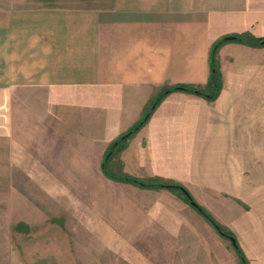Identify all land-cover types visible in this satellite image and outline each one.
<instances>
[{"label": "crops", "instance_id": "obj_1", "mask_svg": "<svg viewBox=\"0 0 264 264\" xmlns=\"http://www.w3.org/2000/svg\"><path fill=\"white\" fill-rule=\"evenodd\" d=\"M96 1L0 14V152L10 161L21 147L14 140L17 102L36 112L27 99L40 97L41 115L25 127L29 137L34 125L44 130V177L102 175L108 144L162 88L205 85L218 37H264V0ZM217 52L218 95L166 93L119 158L130 174L181 182L218 221L228 205L250 232L259 204L241 211L235 196L264 193V45L227 41ZM114 181L139 196L135 202L116 190L115 201L107 193L106 223L127 225L140 258L175 256L171 241L181 234L196 245L185 250L195 264H236L224 239L171 189Z\"/></svg>", "mask_w": 264, "mask_h": 264}, {"label": "rangeland", "instance_id": "obj_2", "mask_svg": "<svg viewBox=\"0 0 264 264\" xmlns=\"http://www.w3.org/2000/svg\"><path fill=\"white\" fill-rule=\"evenodd\" d=\"M96 2V0H0V14L8 10L44 4L85 6ZM217 54L218 52L216 57ZM27 101L37 109L36 112L24 108V103L20 107V102H17L14 112L17 126L14 140L21 147L13 152V160L10 161L7 153L0 152V264H143V262L149 264L152 259L154 263L151 264H195L193 261L195 258H185V250L188 251L191 245L194 246V242L184 235L180 234L175 241H171L172 249L174 248L172 253H175V256L140 258L139 254L142 251L135 237L132 236V239L126 235L127 225L112 226L111 223H106L112 212L106 206L107 193L110 198L112 191L117 201L115 191L125 190L129 198L136 202L139 195L133 189L117 188L115 181L103 174H98L95 178L44 177V130L34 125V130H30L33 135L29 137L25 127L26 121L36 122L37 117L41 115V99L29 97ZM137 136L136 130L125 140L121 150L109 160L111 168L118 169L121 165L122 171L128 173L122 166L119 153L131 142H136ZM28 140L30 145L25 151L23 144ZM128 169L135 168L128 164ZM130 175L136 176L132 173ZM174 182L181 184L178 181ZM92 184L97 187L93 193L89 191ZM172 191L182 198L178 191ZM236 196V203L239 205L236 208L241 211H255L252 206L259 204L256 224L252 225L250 232L247 227L243 231L240 224L242 220L234 216L233 212V217L229 216L228 205L219 210V214L222 215L219 221L228 222L230 228L226 227L233 232L248 264H264V193ZM194 199L198 202L197 197ZM92 220L93 224H90ZM246 220L253 224L255 216L246 215ZM209 226L212 227L210 224ZM220 238L224 239L226 248L232 250L236 264H240L229 238L223 236ZM149 259L151 260L147 262Z\"/></svg>", "mask_w": 264, "mask_h": 264}, {"label": "trees", "instance_id": "obj_3", "mask_svg": "<svg viewBox=\"0 0 264 264\" xmlns=\"http://www.w3.org/2000/svg\"><path fill=\"white\" fill-rule=\"evenodd\" d=\"M262 40H264V37L254 36L250 32L231 33L218 37L210 46L209 74L205 85L201 86L196 84H176L162 88L160 92L156 96H154V98L150 101L142 116L137 121H135L125 132L121 133L108 144L107 149L105 150L101 160V170L103 174L112 180L129 182L140 187H165L171 190H176L180 193L183 200H185L192 207H194V209H196V211L215 229V231L220 236L226 238H228L230 235L234 236L233 232L228 227L222 225L218 220H216V218L211 214V212H209V210H207L204 206L200 205L182 184L157 176L141 178L134 175H130L122 171L121 165H119L118 169L111 168L109 166V160L114 155H116L119 150H121L125 140L145 123L154 107L158 104V102L166 93L172 90L179 89L201 95L209 100L214 99L218 95L222 85V79L216 53L218 47L222 43L227 41H237L249 45H264V43H262ZM183 188L188 191V196L182 191ZM190 200H193L195 203L191 204ZM231 244L238 257L240 264H248L244 252L240 247L237 239H235L234 243L231 242Z\"/></svg>", "mask_w": 264, "mask_h": 264}, {"label": "water", "instance_id": "obj_4", "mask_svg": "<svg viewBox=\"0 0 264 264\" xmlns=\"http://www.w3.org/2000/svg\"><path fill=\"white\" fill-rule=\"evenodd\" d=\"M228 37H230V36H228ZM262 43H264V40H262ZM182 191H183L187 196L189 195V193H188V191H187L186 189L183 188ZM190 203H191V204H194L195 202H194L193 200H190ZM228 238H229V240H230L232 243L235 242V237H234V236L230 235Z\"/></svg>", "mask_w": 264, "mask_h": 264}]
</instances>
